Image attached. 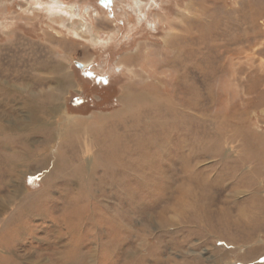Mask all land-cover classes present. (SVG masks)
Instances as JSON below:
<instances>
[{
	"label": "rangeland",
	"instance_id": "374dc122",
	"mask_svg": "<svg viewBox=\"0 0 264 264\" xmlns=\"http://www.w3.org/2000/svg\"><path fill=\"white\" fill-rule=\"evenodd\" d=\"M0 264H264V0H0Z\"/></svg>",
	"mask_w": 264,
	"mask_h": 264
},
{
	"label": "bare ground",
	"instance_id": "6f19581e",
	"mask_svg": "<svg viewBox=\"0 0 264 264\" xmlns=\"http://www.w3.org/2000/svg\"><path fill=\"white\" fill-rule=\"evenodd\" d=\"M134 1V3H135V0H133ZM141 5H142V3H141ZM55 102V101H54ZM30 112V111H29ZM31 116V115H30ZM44 164V165H43ZM42 166H44L45 167V165H48V163H45V161L41 164ZM13 183V185L17 188L18 187V185L17 184H14V181H12ZM16 190H13L12 191V193H11V198H12V194L15 192ZM18 191V190H17Z\"/></svg>",
	"mask_w": 264,
	"mask_h": 264
},
{
	"label": "water",
	"instance_id": "95a60500",
	"mask_svg": "<svg viewBox=\"0 0 264 264\" xmlns=\"http://www.w3.org/2000/svg\"><path fill=\"white\" fill-rule=\"evenodd\" d=\"M53 1H54V0H53ZM76 67H77V68H82V64L77 63V64H76ZM262 114H263V113H262Z\"/></svg>",
	"mask_w": 264,
	"mask_h": 264
}]
</instances>
